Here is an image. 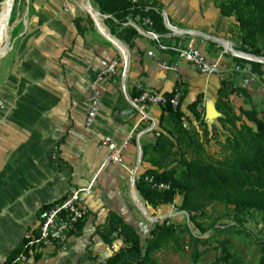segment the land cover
Listing matches in <instances>:
<instances>
[{
	"label": "crops",
	"instance_id": "0c3cea01",
	"mask_svg": "<svg viewBox=\"0 0 264 264\" xmlns=\"http://www.w3.org/2000/svg\"><path fill=\"white\" fill-rule=\"evenodd\" d=\"M64 1L34 0L33 16L16 53L0 66V102H4L0 108V264L27 235L38 233L39 213L44 206L61 201L75 190L91 188L93 192L83 197L89 212L83 231L79 236L73 234L65 247L45 246L38 252L40 259L33 257L29 264H96L91 261L94 258L104 262L124 247L117 240L113 250L97 234L111 211L139 231L142 222L122 187L131 170L141 175L151 168L143 161V147L156 141L162 108L145 107L144 117L131 103L136 92H170L181 80L188 90L183 110L193 124L197 122L187 107L200 93L204 94L207 124V103L216 108L222 82L219 77L200 75L185 63H180L177 71H167L159 65L175 60L172 51L162 52L144 37L130 46L112 34L108 18L90 20L70 5L66 11ZM151 1L161 7L168 35L172 32L166 23L201 34L179 42L198 47L208 60L222 55L223 68H233L224 51L217 50L215 39L240 43L237 22L234 17L221 15L218 0ZM106 32L126 46L128 57ZM177 41L166 40L168 44ZM149 52L155 56L150 57ZM114 60L119 63L117 74L101 83L102 107L89 129L85 123L90 87ZM263 86L252 84L245 87L246 97L233 96L234 110H256L264 120ZM217 121L213 123L218 126ZM104 136L117 145L129 139L123 165L108 160L109 151L101 144Z\"/></svg>",
	"mask_w": 264,
	"mask_h": 264
},
{
	"label": "trees",
	"instance_id": "16d2710c",
	"mask_svg": "<svg viewBox=\"0 0 264 264\" xmlns=\"http://www.w3.org/2000/svg\"><path fill=\"white\" fill-rule=\"evenodd\" d=\"M91 2L99 13L110 17L107 25L112 34L130 46L141 37L133 27L127 26L130 21L140 24L150 19L156 32L162 35L169 32L162 15L146 11L149 4L161 11V7L151 0H139L137 5L131 0ZM217 6L223 17L236 19L240 44L250 49L251 55L260 56L263 53L260 43L264 42V0H218ZM251 65L252 68L260 67L256 63ZM178 93L182 95L177 108L170 103L161 107V130L156 133L155 143L143 147V161L151 168L136 181L137 192L151 208L171 206L181 198L180 209L188 213L191 221L202 231L205 230L199 219L206 215L210 206L217 203L232 208L239 223H246L247 217L253 214L260 215L264 223V120L256 110L241 108L236 112L231 102L233 96L247 95V91L229 81L221 82L216 102V109L221 114L217 121L220 128L217 125L210 127L205 121L203 93L187 107L199 127L193 126V121L183 110L188 90L181 80L164 96L171 100ZM139 94L136 92L134 97ZM186 120L191 122L190 127L186 126ZM222 135L225 140L219 142L220 154L214 157L208 152L207 144ZM162 185L167 188L159 189ZM49 206H44L40 211ZM88 218L89 212L77 226L78 236ZM97 234L109 247L119 239H122L124 247L104 262L91 259L96 264H154V254L164 249L180 252L185 234L190 235L194 244L195 263H199L203 255L200 246H208V243L192 236L189 229L165 221L151 231V239L145 247L140 233L112 211L108 214L106 225L97 229ZM258 243L261 254L259 264H264V239ZM28 245L29 241L24 238L4 264H13L21 253L29 255V251L41 247L35 245L29 249ZM225 245H222V256L217 262H235ZM40 257L38 253L34 255L36 261Z\"/></svg>",
	"mask_w": 264,
	"mask_h": 264
},
{
	"label": "rangeland",
	"instance_id": "374dc122",
	"mask_svg": "<svg viewBox=\"0 0 264 264\" xmlns=\"http://www.w3.org/2000/svg\"><path fill=\"white\" fill-rule=\"evenodd\" d=\"M4 0H0L2 3ZM66 1V2H65ZM64 10L70 8H75L79 15H84L89 17L90 20L95 17L87 14L82 7L78 4L77 0H65ZM91 5V0H87ZM34 0H16L10 13V22H9V31H8V53L5 56L0 55V66L11 58L17 51L19 40L21 36L27 30V24L29 19L32 18L34 12ZM63 2V3H64ZM93 9L100 14L98 20H106L105 15L99 13L97 9ZM85 14H84V13ZM83 13V14H82ZM87 14V15H86ZM100 18V19H99ZM169 22H172L169 19ZM143 39V38H141ZM232 44V43H231ZM234 48L248 54L251 56V50L244 48L238 41H234ZM261 49L263 53L260 56H254L258 58H264V42L261 41ZM212 46H216L211 44ZM4 47V46H3ZM217 50H222L225 52V56L233 64L235 63L238 67L241 68L240 76H231L235 80H231L232 84L238 86L242 90H246L245 87L255 85H264V62H259L255 59H247L243 57L233 56L230 51H227L223 45L217 44ZM156 49V47H152ZM237 57V58H236ZM256 61V62H253ZM185 63V62H182ZM251 63L259 64L260 67L252 68ZM186 65H189L185 63ZM235 65V66H236ZM191 66V65H189ZM230 66V65H228ZM192 67V66H191ZM194 68V67H192ZM234 68V66H233ZM195 69V68H194ZM230 69V68H228ZM234 71H236L234 69ZM220 78V77H219ZM222 78H220L221 80ZM246 81H249L248 83ZM260 81L262 83H260ZM244 87V88H243ZM264 87V86H263ZM242 94V93H241ZM246 97V94H242ZM190 121L186 120V126L190 127ZM216 123V121L214 122ZM214 123H208L210 127L214 126ZM195 127H199L198 123L193 124ZM219 126V125H218ZM220 128V126H219ZM158 130V129H157ZM159 129L158 131H160ZM225 137L222 135L219 139H212L211 142L207 144L208 152L217 157L220 154L221 147L219 142H224ZM131 180L130 174L127 177L125 186L122 187L125 195L128 197V200L133 204V207L136 211L138 219L141 220V226L139 228V233L142 237L143 244L146 247L147 241L151 239V231L156 227V225L162 224L165 221L168 223H176L180 228H187L190 230L192 236L208 243V246H200V250L203 251V255L199 263L194 262V244L191 242L190 235H183V249L176 253L172 249H164L156 254H154V264H225L218 263L217 260L222 256L223 244L226 243L225 247L229 250L230 254L237 261H231L230 264H259L261 254H260V244L258 241L264 239V223L260 215L253 214L247 217L246 223H239L235 220L234 213L232 208H227L225 205L217 203L210 206L207 209L206 215L199 219V223L202 225L205 231L199 229L194 222L191 221V217L188 213L183 212L180 209V198L176 202L167 207L151 208L148 207L145 201L144 204L149 209V212L153 215L154 219H158L156 223H152L140 210L137 204L133 201L131 197L132 186L129 183ZM136 188V184L134 185ZM141 197V196H140ZM245 231V232H244ZM117 244V241L114 245ZM113 245V246H114Z\"/></svg>",
	"mask_w": 264,
	"mask_h": 264
},
{
	"label": "built area",
	"instance_id": "2783aa9c",
	"mask_svg": "<svg viewBox=\"0 0 264 264\" xmlns=\"http://www.w3.org/2000/svg\"><path fill=\"white\" fill-rule=\"evenodd\" d=\"M134 5L139 4V0H131ZM146 11H153L162 15L165 19V15L155 6L149 4L146 6ZM105 18H110L104 16ZM166 20V19H165ZM166 22V21H165ZM171 35L159 34L154 30V24L150 19H145L142 23L136 24L130 21L127 26L133 27L141 37L147 38L151 43H154L158 49L162 52L172 51L175 54V60L173 62L160 63V67L167 71H177L180 63L185 62L203 76L211 77L216 76L222 78V81H231L234 74H240L242 71L235 63L234 68L226 70L223 68L222 55L215 60H208L198 47H193L187 43H180L179 40H185L187 37H201L202 35L191 30H181L178 28L170 27L166 23ZM175 38L178 41L175 44H168L167 39ZM222 45L224 41L215 39ZM224 47V46H223ZM225 48V47H224ZM228 51V50H227ZM225 54V52H224ZM123 55V54H122ZM150 57H154L153 52H149ZM237 58V57H236ZM118 61H112L107 70L99 75L97 79L92 83L90 87L89 96V109L86 116V127L92 128L98 118L102 107V92L100 90L101 83L106 78H111L117 74ZM236 65V66H235ZM234 69L236 71H234ZM247 83L249 81H246ZM140 94L131 99L133 107L139 111L144 117L147 115L144 112L145 107L152 106H164L170 103L174 108L179 105V99L182 93H178L174 99L169 100L164 96V93L156 91H138ZM0 108H4V102H0ZM101 144L109 151L108 160L112 163L123 165V152L128 147L129 139L124 141L121 145H117L115 141L109 137H101ZM58 157V148L54 153V159ZM140 175L137 171L131 170V183L136 184ZM165 186H160L159 189H166ZM93 192L91 188L75 190L67 195L61 201L50 205L48 208L43 209L39 213V230L36 235H27L25 238L29 241V249L35 245L40 248L29 251V255L21 253L13 264H29L31 258L34 257L42 248L48 245L59 244L65 247V244L69 238L78 232L77 226L83 221L87 215V208L83 204L84 196H92ZM122 241V239H119ZM65 249V248H64ZM115 249V246H112Z\"/></svg>",
	"mask_w": 264,
	"mask_h": 264
},
{
	"label": "bare ground",
	"instance_id": "6f19581e",
	"mask_svg": "<svg viewBox=\"0 0 264 264\" xmlns=\"http://www.w3.org/2000/svg\"><path fill=\"white\" fill-rule=\"evenodd\" d=\"M15 1L16 0H4L2 3H0V55L2 57L7 55L8 51H9L7 43H8L10 13H11V9H12ZM77 2L87 14H90L91 16L98 19L100 14H98L93 9L92 5L87 0H77ZM106 36L109 39H111L124 52V54L128 57V50H127L125 45H123L122 43L117 41L115 38L110 37L107 32H106ZM222 45L225 47L226 50L230 51L233 56L243 57V58H247V59H255L259 62H264L263 58L250 56L248 54H244L243 52H241L239 50H236L234 48V45L231 43L223 42ZM131 186H132L131 197H132L133 201L137 204V206L140 208V210L143 212V214L152 223H156L158 221V219H154L152 217L153 213L151 214L149 212V209L147 208L146 204L143 203L144 200L142 201V199H141L139 193L137 192L136 188L134 187V185L132 184Z\"/></svg>",
	"mask_w": 264,
	"mask_h": 264
},
{
	"label": "water",
	"instance_id": "95a60500",
	"mask_svg": "<svg viewBox=\"0 0 264 264\" xmlns=\"http://www.w3.org/2000/svg\"><path fill=\"white\" fill-rule=\"evenodd\" d=\"M166 18V17H165ZM253 56V55H251ZM264 59V58H263ZM206 120L209 123L215 122L221 117V114L217 111V109L214 107V105L210 102L206 105Z\"/></svg>",
	"mask_w": 264,
	"mask_h": 264
}]
</instances>
